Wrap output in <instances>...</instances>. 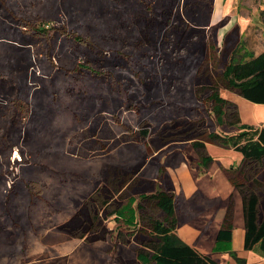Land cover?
<instances>
[{
    "label": "rangeland",
    "instance_id": "1",
    "mask_svg": "<svg viewBox=\"0 0 264 264\" xmlns=\"http://www.w3.org/2000/svg\"><path fill=\"white\" fill-rule=\"evenodd\" d=\"M19 4V15L52 27V35L41 38L43 47L0 41V264H139L135 250L140 243L133 237L114 241L118 230L143 231L137 195L105 220L107 240L88 242L59 229L112 166L132 167L134 178L148 184L155 180L157 189L164 173L180 196L182 190L190 195L196 189L209 195L195 193L188 203L179 196L176 230L181 226L179 232L192 238L187 241L216 257L236 249L237 235L230 243H217L215 233L230 196L242 218L231 181L241 154L203 138L212 159L206 169L191 140L160 149L150 140L172 120L202 119L206 132L222 135L264 123V104L221 88V97H236L241 118L237 126L226 125L199 90L209 73L219 76L233 46L241 42L245 54L264 49V0ZM161 11L170 12L168 25L148 27L147 19ZM73 35L82 38L81 44L73 42ZM22 98L27 101L23 114L18 112ZM142 129L148 131L145 139L138 134ZM196 208L201 211L187 219L186 210ZM232 227L238 233V223ZM218 257L223 264L232 259ZM139 261L155 264L150 257Z\"/></svg>",
    "mask_w": 264,
    "mask_h": 264
},
{
    "label": "trees",
    "instance_id": "2",
    "mask_svg": "<svg viewBox=\"0 0 264 264\" xmlns=\"http://www.w3.org/2000/svg\"><path fill=\"white\" fill-rule=\"evenodd\" d=\"M44 1L57 5L58 0ZM20 2L24 7L30 8L35 6L37 0H0V41H12L22 46L40 44L43 47L41 38L48 40L52 35V27L19 15V9L22 7ZM164 13L167 17L162 20ZM151 17L147 19V26L151 29L166 27L171 19L169 11L156 12ZM73 40L76 44L83 41L76 35H73ZM241 48V42L233 46L229 57L224 60L225 64L219 76L215 78L209 73L208 82L199 89L207 93L206 101L211 102L213 112L221 116L224 123L230 127L239 125L241 119L237 105L220 96L221 88L231 90L250 102L264 104V49L258 54H245ZM20 88V93H25L26 88ZM23 99L18 110L21 114L25 112L24 106L27 102ZM145 124L146 122H142V125ZM207 133L202 119L172 120L162 126L150 143L155 149H160L172 142L191 140L193 149L206 169L211 165L212 159L205 147L207 140L203 138L238 151L241 154V164L231 181L241 198L243 248L252 250L257 247L264 253V126L249 125L230 135ZM138 134L145 139L148 131L142 129ZM161 180L162 185L157 189L155 180L148 184L147 180L134 178L130 166L108 167L103 174L102 184L93 190L70 219L59 225V229L73 238H85L88 242L107 240L106 236L110 230L106 227L105 220L117 215L126 199L137 195L136 217L143 231L118 230L114 240L115 243L130 242L129 238L133 237L140 243L141 246L135 250V262L140 264V258L150 257L155 264H217V260L210 254L200 252L178 236L176 229L180 223L177 199L180 194L174 193V186L164 173ZM180 198L183 203L189 201L183 194ZM186 211L189 212L187 219H190L200 212L201 208ZM155 212L161 215L156 216L158 214ZM233 218L234 202L230 196L222 227L215 237L217 243L231 240ZM229 254L235 264H246V260L239 257L235 251H229Z\"/></svg>",
    "mask_w": 264,
    "mask_h": 264
},
{
    "label": "crops",
    "instance_id": "3",
    "mask_svg": "<svg viewBox=\"0 0 264 264\" xmlns=\"http://www.w3.org/2000/svg\"><path fill=\"white\" fill-rule=\"evenodd\" d=\"M259 53H260V52H259ZM228 100H230V101H232V102L235 103L236 97L233 98L232 100L228 98ZM235 104H236V103H235ZM240 119H241V118H240ZM251 126H254V127H261V126H264V123H263V122H259L258 124H253V125H251ZM184 165H185V161L183 160V161H181L178 165H176V166L174 167V169H175L176 171H179V170L181 169V167H183ZM175 176L177 177V172H176V175H175ZM97 186H99V183H97ZM97 186H96V187H97ZM173 186H174V191H175V193L179 192L178 190L176 191L174 183H173ZM181 192H182L183 195H184L185 197H187L188 199H189V197H192L195 193H198V192L203 193L201 190H198V189L194 190L190 195H185L184 192H183V190H182ZM203 194H204L205 196L209 197V195H207V194H205V193H203ZM239 197H240V195H239ZM240 203H241V198H240ZM203 212H204V211H203ZM241 215H242V208H241ZM191 220H192V219H191ZM188 222H189V221H188ZM235 223H236V224L238 223V225L240 226L238 233L236 232V230L232 229V238H231V240H230V241L221 242V243H230V242H232V241L235 239V237H236V235H237V237H238V242H240V243H239V246L236 247V249H226V250L222 251L223 253H221V252H217V253H216V254H217V257H216V255H213L212 253H205V252L201 251L200 249L197 248L196 243H195V242L193 243L190 239L187 241L186 239L191 238V237H189V236L187 235L186 232H184L183 234H181V233L179 232L181 226L178 227V230H176V232H177L178 236H179V237H180L185 243L194 246L196 249H198L200 252H202V253H204V254H210V255L212 256L213 259H216V260H217V262H218L217 264H223V263H221V261H220V259H219L218 256H219V255H230V254H229V251H235L239 257H242V258H244V259L246 260V264H264V253H262V252L259 250V248L256 247V248H254V249H252V250H245V249L243 248V238H244L243 219L240 218V216L236 213V211H234L233 225H234ZM232 228H233V227H232ZM219 229H220V228H219ZM219 229H218V230H219ZM218 230H217V232H218ZM217 232L215 233V237H216ZM235 232H236V233H235ZM199 235H200V234H199ZM199 235H198V236H199ZM198 236H197V237H198ZM199 238H200V237H199ZM191 239H192V238H191ZM196 239H198V238H196ZM218 243H219V242H218ZM226 264H235V261H234L233 259H231V260L227 261Z\"/></svg>",
    "mask_w": 264,
    "mask_h": 264
}]
</instances>
